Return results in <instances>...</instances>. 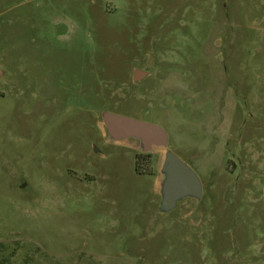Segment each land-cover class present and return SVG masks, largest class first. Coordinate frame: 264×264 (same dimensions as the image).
<instances>
[{
  "label": "rangeland",
  "instance_id": "374dc122",
  "mask_svg": "<svg viewBox=\"0 0 264 264\" xmlns=\"http://www.w3.org/2000/svg\"><path fill=\"white\" fill-rule=\"evenodd\" d=\"M0 71V264H264V0H0Z\"/></svg>",
  "mask_w": 264,
  "mask_h": 264
},
{
  "label": "water",
  "instance_id": "95a60500",
  "mask_svg": "<svg viewBox=\"0 0 264 264\" xmlns=\"http://www.w3.org/2000/svg\"><path fill=\"white\" fill-rule=\"evenodd\" d=\"M148 74L135 72V82L144 79ZM106 133L115 143L135 140L140 143L143 153L154 149L165 150L164 163L161 174L164 181L161 184V207L164 214H168L186 199L200 201L203 197V183L197 174L186 165L176 154L169 150L167 132L153 124H148L110 113L102 115Z\"/></svg>",
  "mask_w": 264,
  "mask_h": 264
},
{
  "label": "flooded vegetation",
  "instance_id": "af4514ba",
  "mask_svg": "<svg viewBox=\"0 0 264 264\" xmlns=\"http://www.w3.org/2000/svg\"><path fill=\"white\" fill-rule=\"evenodd\" d=\"M0 74H1V71H0ZM2 77H3V76L0 75V79H2ZM146 78H147V77H146ZM144 79H145V78H144ZM0 94H2V93H0Z\"/></svg>",
  "mask_w": 264,
  "mask_h": 264
}]
</instances>
